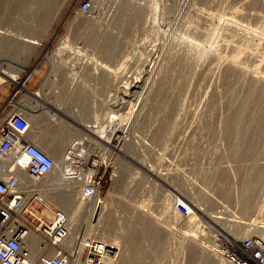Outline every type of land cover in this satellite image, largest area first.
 Returning <instances> with one entry per match:
<instances>
[{"label":"rangeland","instance_id":"374dc122","mask_svg":"<svg viewBox=\"0 0 264 264\" xmlns=\"http://www.w3.org/2000/svg\"><path fill=\"white\" fill-rule=\"evenodd\" d=\"M2 2L6 6L0 5V26L16 35L34 36L40 40L35 46L6 45V39L0 35L3 69L17 71L27 62L31 71H22L18 81L33 91L44 90L48 100L65 107V115L55 113L50 107L52 117L46 115L43 119L41 116L43 123L38 129L48 136L62 134L66 145L72 139L86 136L84 131L77 130L81 121L97 124L96 128L102 129L97 133H102L103 125H107L104 129L110 128L111 133L115 131L108 147L110 161L105 171L106 180L100 189V195L108 199L106 207L114 208L116 222H112L113 228L116 234L122 235L127 232L129 220L137 219L139 212H147L151 218L145 220L158 230V236L153 237L151 232L143 229L142 241L125 259L126 264H198L191 261L189 255L195 249L213 253L217 262L214 259L211 264H230L216 252V236L264 237V182L255 187L257 208L255 206L256 209L249 213H243L240 208L247 195L249 172L255 171H252L254 165L264 169V139L258 142L259 146L255 143L257 153L234 155L231 153L232 141L223 127L228 112H231L229 104L235 96L234 101H239L252 80L264 84L260 78H264V0H94L88 11L81 9L82 0H0V4ZM125 5L131 9L126 10ZM138 6L143 12L138 13L140 17L133 18L130 13ZM13 8H17L16 11ZM231 15L237 23L215 27L221 16L224 19ZM86 19H93V24L86 23ZM194 31L201 35L197 43L190 37ZM209 33L214 36L210 37ZM106 34L116 40L108 53L100 46ZM185 50L188 55L190 50L191 58H186ZM233 55L239 56L237 64L231 60ZM92 56L98 60H87ZM183 57L191 60L186 62ZM50 59L56 62L51 63ZM227 66L235 71L231 79H227L226 71L230 69ZM32 72L36 83L41 81L40 87L35 86V89L29 77ZM181 72L187 74H184V81L178 78ZM132 81L140 84L135 88L136 92L127 91L124 99L115 97L116 83L124 87L121 84ZM19 82L3 84L17 92L0 104V126L14 108H24L25 100H29L28 92L20 89ZM72 92L74 94L70 96ZM2 93L0 91V99ZM57 94L67 96H55ZM85 94L91 97H82ZM170 99H176L174 110L169 108ZM113 113L116 118L111 121ZM164 114H168V118ZM160 129L162 133L158 131ZM86 132L94 137L96 131ZM88 138L94 140L91 136ZM121 145L122 150H118ZM119 175V187L113 191L111 187ZM75 185L76 196H79V183ZM179 199L191 208L193 220L190 224L186 225L188 220L177 215ZM197 204L201 208L198 209ZM205 211L222 215V221L214 222L202 213ZM137 227L141 228V223ZM201 241L205 244L210 241L207 246L211 250L202 247ZM107 242L114 246L115 253L108 257L110 261L100 260L98 264H123L122 241ZM83 245L85 243L80 242L81 249ZM86 252L85 249L82 251L80 261L87 260Z\"/></svg>","mask_w":264,"mask_h":264},{"label":"built area","instance_id":"2783aa9c","mask_svg":"<svg viewBox=\"0 0 264 264\" xmlns=\"http://www.w3.org/2000/svg\"><path fill=\"white\" fill-rule=\"evenodd\" d=\"M93 1L82 0L81 9L90 10ZM110 131L95 132L94 140L86 136L75 139L65 150V180L77 178L79 193L86 199L95 198L106 180L108 147L115 135L114 131L107 137ZM53 166V157L31 138L25 112L14 108L0 126V264H70L76 257L66 246L71 233L69 215L50 197L45 185ZM176 211L188 216L191 208L179 199ZM32 236L37 239L34 249ZM215 239L216 252L230 264H264L263 237L219 234ZM83 249L92 264L115 253L112 244L91 235Z\"/></svg>","mask_w":264,"mask_h":264},{"label":"bare ground","instance_id":"6f19581e","mask_svg":"<svg viewBox=\"0 0 264 264\" xmlns=\"http://www.w3.org/2000/svg\"><path fill=\"white\" fill-rule=\"evenodd\" d=\"M2 1V0H1ZM9 1V0H8ZM18 1V0H17ZM22 1V0H21ZM45 1V0H44ZM57 1V0H56ZM5 2V1H4ZM4 2H2L0 5H2ZM11 2V0H10ZM9 3V2H8ZM13 3V2H12ZM25 3V2H24ZM47 3V2H46ZM49 4V3H47ZM58 3V2H57ZM18 4V2H17ZM21 4V2H20ZM56 4V3H55ZM59 4V3H58ZM12 5V4H11ZM42 5V4H41ZM43 5V6H45ZM161 5V4H160ZM3 6V5H2ZM6 6V5H4ZM3 6V7H4ZM21 6V5H20ZM52 6V5H51ZM8 7V5H7ZM10 7V4H9ZM15 7V6H14ZM17 7V6H16ZM58 7V6H57ZM6 8V7H5ZM11 8V7H10ZM53 8V6H52ZM60 8V7H59ZM130 7L128 5H125V9H129ZM2 9V8H1ZM14 10L17 8H13ZM50 9V8H49ZM57 9V8H56ZM131 9V8H130ZM4 10V9H3ZM12 10V9H9ZM58 10V9H57ZM56 10V11H57ZM140 10H142V7H134L131 11V15L133 18H138L139 16V12ZM7 11V9L5 10ZM16 11V10H15ZM14 11V12H15ZM19 11V10H18ZM47 11V10H46ZM13 12V10H12ZM13 12V13H14ZM143 11H141L140 13H142ZM43 13V12H42ZM122 13V12H121ZM159 13H157L158 15ZM141 15V14H140ZM211 15V14H210ZM93 16V15H92ZM142 16V15H141ZM213 16V15H212ZM1 17V16H0ZM218 17V16H217ZM92 18V17H90ZM213 18V17H212ZM217 19V18H216ZM219 19V18H218ZM223 16H221L220 20L218 21L217 25L215 26L217 28V26H222L223 24L227 23V25H234V23L236 22V19L231 15V17L227 18L225 17L223 19ZM85 20V19H84ZM87 20V19H86ZM211 20V19H210ZM93 19H88L86 21V23H88L89 25L93 24ZM2 25V24H1ZM236 25V24H235ZM4 27V26H3ZM92 27V26H91ZM227 27V26H226ZM94 28V26H93ZM218 29V28H217ZM211 30V29H210ZM221 30V29H220ZM198 31V30H197ZM213 30H211L210 32L212 33ZM216 31V30H215ZM13 32V31H12ZM11 31H8V28H2L0 26V35L4 37L5 42L4 44L6 45H15V44H19V45H27V46H35L40 44V40H38L36 37L34 36H26V35H16L14 33H12ZM201 32V31H200ZM206 32V31H205ZM217 32V31H216ZM219 32V31H218ZM203 33V32H202ZM208 33V32H207ZM210 34V33H209ZM214 34V33H213ZM210 34V37H213L214 35ZM217 33H215L216 35ZM204 35V34H202ZM213 35V36H212ZM219 35V34H218ZM227 35V34H226ZM191 40L193 42L198 41V39H200L201 35L197 34L195 31L194 33L190 34ZM209 37V38H210ZM216 37V36H215ZM229 37V36H228ZM208 38V36H207ZM179 39V38H178ZM214 39L211 38L210 41ZM217 39V38H216ZM182 41V40H181ZM209 41V40H208ZM214 42V40H212ZM116 43L115 38L111 35V34H106L103 38V40L100 42V46H102L103 52H110V50L112 49V46ZM212 43V42H211ZM186 44V43H185ZM195 46V45H194ZM236 47V45H233ZM240 46V45H239ZM71 47V46H70ZM189 47V46H188ZM191 47V46H190ZM189 47V49H190ZM216 47V46H215ZM183 48V46H182ZM225 48V47H224ZM244 48V47H243ZM242 48V49H243ZM187 49V48H186ZM194 49V48H193ZM242 49H240L242 51ZM253 49V48H252ZM191 50V49H190ZM190 50H189V55L188 53L185 54L186 58L189 56L190 57ZM232 50V49H231ZM239 50V48H238ZM198 51V50H197ZM244 51V50H243ZM151 52V51H150ZM183 52V53H185ZM201 52V50H200ZM238 52V51H237ZM182 53V54H183ZM214 53V52H213ZM251 53V52H250ZM264 53V52H263ZM207 54V53H206ZM236 54V53H235ZM238 54V53H237ZM236 54V56H237ZM242 55V53H240ZM239 54V56H240ZM248 54V53H247ZM149 55V54H148ZM201 55V54H199ZM198 55V56H199ZM216 55V53H215ZM219 55V54H218ZM88 56V55H87ZM86 56V57H87ZM182 56V55H181ZM207 56V55H206ZM220 56V55H219ZM238 56V57H239ZM263 56V55H262ZM155 57V56H154ZM185 57V56H184ZM183 57V58H184ZM197 57V56H196ZM218 57V56H217ZM237 57V58H238ZM191 58V57H190ZM198 58V57H197ZM236 57H234V55L232 56V62L235 64L236 63ZM185 59V58H184ZM206 59V58H205ZM214 59V58H213ZM51 60V59H50ZM53 60V59H52ZM86 60V59H85ZM87 60L90 61H96L98 60L97 57H88ZM187 60V59H185ZM191 60V59H189ZM189 60H187L186 62H188ZM230 62L231 60L228 59ZM148 61V60H147ZM194 61V59H193ZM262 61V60H261ZM260 61V62H261ZM264 61V60H263ZM262 61V62H263ZM198 62V61H197ZM216 62V61H215ZM238 62V61H237ZM240 62V61H239ZM174 64V63H173ZM187 64V63H186ZM184 64V65H186ZM241 64V63H240ZM239 64V65H240ZM245 64V63H244ZM124 65V62H123ZM188 65V64H187ZM187 65H186V69H187ZM190 65V64H189ZM229 65V64H228ZM249 65V63H248ZM252 65V64H251ZM231 66L232 65L231 63ZM241 66V65H240ZM250 66V65H249ZM171 67V65H170ZM169 67V68H170ZM174 67V66H173ZM191 67V66H190ZM229 67V66H227ZM236 67V65L234 66ZM233 67V68H234ZM238 67V66H237ZM244 67V66H243ZM172 68V67H171ZM185 68V67H184ZM230 69H227V79H231L233 77V69H231L232 67H229ZM250 68V67H249ZM254 68V67H253ZM183 69V68H182ZM185 69V70H186ZM190 69V68H189ZM235 69V68H234ZM240 69V67H239ZM180 70V69H179ZM191 70V69H190ZM254 70V69H252ZM22 71H28L30 72L31 69H29V67L27 66V62H24V64H21L20 69H18L17 71H13L11 69H3V65L2 62L0 61V88L3 86V84L5 82H14V83H18V77L20 75V73ZM72 71V70H71ZM74 71V70H73ZM145 71V70H144ZM189 71V70H188ZM241 72V71H240ZM86 73V72H85ZM185 74V73H184ZM184 74L181 72L178 78H180V81H184L185 77ZM143 75V74H142ZM177 75V76H178ZM187 74H185L186 76ZM253 75V73H252ZM251 75V76H252ZM242 76V75H241ZM254 76V75H253ZM133 77V76H132ZM136 77V76H135ZM235 77V76H234ZM255 77V76H254ZM258 78V77H257ZM261 79L264 80V78L260 77ZM112 79V78H111ZM140 79V78H139ZM188 79H190V77H188ZM256 79V78H255ZM187 80V79H186ZM252 80V79H251ZM135 81H138L137 79ZM140 82V81H139ZM138 82V83H139ZM178 82V81H177ZM24 82H19L20 85V89L23 88L25 89L28 93L27 96L29 98V100H25L24 104L22 105L24 108H21L25 114L28 117L30 126H31V138L36 141L40 146H42L43 149H45L54 159V166H53V170L51 171V173L47 176V178L45 179V185L48 186V193L50 195L51 198H53L55 200V202L61 206L62 208H64L70 218V224H71V233L69 235V237L67 238L66 241V246L69 248V250H71L73 253H75L76 257L74 259H71V263L70 264H92L90 261L85 260V261H80L81 258V253H82V249L80 248V242H82V244H84L86 242V238L88 235L94 236V237H98L100 239H103L105 241H109V240H113L116 241L117 240H121L123 243V249H124V257H123V264H126V258L131 256L134 253V249L141 243L142 239H140V235L143 231V229H145L146 231L151 232V234H153V237H157L158 236V230L156 227H152V224L145 220V218H151V215H149V213H142L139 212V216H137L138 220L136 218L129 220V222L126 224L127 225V232L126 233H122V235L116 234L115 230H114V225L112 224V222H116L115 219L113 218L114 215V208L113 207H106V205L108 204L106 200L107 197L105 196H101L100 193L96 195L95 198L92 199H86L81 193H79V196H76V192H75V184L79 183V180L77 178L74 179H69V181L65 180V162H64V154H65V150L67 149V147L72 144V142L75 139L81 138V137H77L75 139H72V141H70L68 144L66 145L65 141H64V136H62V134L60 135H55V136H48L46 134V132L44 130L40 131L38 129V127L41 125V119L40 117L42 116H46V115H52L51 113V108L53 107L55 109V113H57L56 111H58L60 114H64L63 111V107L62 105H59L57 103H54L48 99H41L39 100V98L35 97V94L37 95L36 91H33L31 89H28L27 87H25V85H23ZM264 83V82H263ZM124 87H120V85L118 83H116V86L114 88L115 91V97H119V98H125V96L127 95V91L132 90L136 92V87H139L140 84H137V82L133 83L132 82H128L127 84H121ZM167 86V85H166ZM120 87V88H119ZM168 87V86H167ZM166 88V87H165ZM171 88V87H170ZM121 89V90H120ZM164 89V87H163ZM170 89H168L169 91ZM167 91V93H168ZM119 93H121V96L119 95ZM131 94V93H130ZM163 95H167V94H163ZM171 95V94H170ZM165 96L163 98H165ZM13 97V96H12ZM162 98V99H163ZM174 99V98H173ZM178 99V98H176ZM176 99L175 100H171L168 101L169 104V108L173 109L175 108L176 105ZM236 98L233 99L232 102H230L229 107H231V112H228L229 114L226 116L225 120H224V125L225 126V132L226 135L229 136V140L232 141V152L234 155H242V154H246L249 153L251 155V153L257 151V149H254L256 147V145L259 146L258 142L261 139H264V84L258 82V80H252L250 81V83L248 84V86L245 89V93L244 95L241 97V99L239 101H234ZM11 100V99H10ZM42 101V102H41ZM165 102V100H164ZM161 104V103H160ZM166 105V104H165ZM168 105H166L167 107ZM228 107V106H227ZM50 110V113L48 110ZM170 109H166L168 112H170ZM65 110V109H64ZM77 110V109H76ZM114 110V109H113ZM164 112H167V111ZM170 110V111H169ZM174 110V109H173ZM172 110V111H173ZM175 112V111H174ZM171 113V112H170ZM172 114V113H171ZM170 114V115H171ZM50 115V117H52ZM165 115V114H164ZM168 115V114H167ZM165 115V118L166 116ZM68 116V115H67ZM48 117V116H47ZM112 118L110 119L111 121L116 118V113H113V115L111 116ZM164 117V116H163ZM171 117V116H170ZM221 117V116H220ZM45 117H43L44 119ZM98 118V117H96ZM168 118V116H167ZM42 119V120H43ZM46 119V118H45ZM99 119V118H98ZM114 121V120H113ZM162 121V120H161ZM166 121V120H164ZM163 121V122H164ZM84 126L86 125V129H79L78 127V131L82 130L84 131V135H86V137L91 136L93 138L92 135L89 134V132L86 131H90V132H97L100 131L102 129H97L96 126H98L97 124L93 123H86L85 121H81ZM95 122H100L99 120L95 119ZM102 123V122H101ZM161 123V122H160ZM165 123V122H164ZM163 123V124H164ZM90 124V126H89ZM162 124V123H161ZM162 124V125H163ZM160 128H162L163 125ZM107 125H103L101 126V128L104 129V127ZM160 125H158L157 127H159ZM107 129V128H106ZM156 129V128H155ZM159 129V128H158ZM164 130V127H163ZM159 132H161V129L158 130ZM111 133V132H110ZM162 133V132H161ZM112 134V133H111ZM109 134V135H111ZM225 134V133H224ZM236 134V135H235ZM107 135V137L109 136ZM155 135V134H154ZM159 134H157L158 136ZM234 136V137H233ZM237 136V137H236ZM261 142H263L261 140ZM230 143V142H229ZM255 143H257L255 145ZM99 144V143H97ZM255 145V146H254ZM66 146V149H64ZM227 146V145H226ZM123 145H121V147L119 146L117 149L118 150H122ZM231 147V146H230ZM229 147V148H230ZM258 148V147H257ZM264 148V146H263ZM226 150V149H225ZM261 151H263V149H261ZM221 153V152H220ZM257 153V152H255ZM263 153V152H262ZM225 155V154H224ZM232 155V154H230ZM248 155V154H247ZM257 155V154H256ZM263 155V154H262ZM261 156V155H260ZM259 156V157H260ZM237 157V156H236ZM243 158V157H242ZM224 159V157H223ZM239 159V158H238ZM221 160V159H220ZM227 161V160H226ZM247 161V160H246ZM263 161V160H262ZM257 162V161H256ZM124 163V162H123ZM253 163V162H252ZM258 163V162H257ZM146 164V163H145ZM225 164V163H224ZM227 164V163H226ZM225 164V165H226ZM256 164V163H255ZM152 165V164H149ZM238 165V164H237ZM236 165V166H237ZM249 165V164H248ZM124 166V164H123ZM257 166L254 165V168L252 166V171L253 173L251 174L249 172V178L247 180V195H245L244 193V198L242 201V204L240 206L241 211L243 213H249L250 211H253V209L255 208V200L256 198V194H255V187L258 188V184H260L261 182H264V169L263 167L260 168H256ZM125 168V167H123ZM150 168V167H149ZM148 168V169H149ZM154 168V167H153ZM256 168V169H255ZM155 169V168H154ZM153 169V170H154ZM237 170V169H236ZM243 170V169H242ZM155 171V170H154ZM231 171V170H230ZM243 172V171H242ZM151 173H153V171H151ZM237 172H235L236 174ZM155 174V173H154ZM153 175V174H152ZM215 175V174H214ZM119 178H117L113 184V186L111 187L112 190L114 191L115 188L120 184L119 180H120V175L118 176ZM158 177V176H157ZM226 177V176H225ZM212 178V177H211ZM241 184V183H240ZM244 184V183H243ZM263 184V183H262ZM261 184V185H262ZM65 185V186H63ZM242 186V185H241ZM245 186V185H244ZM264 186V185H263ZM119 187V186H118ZM243 187V186H242ZM245 187V188H246ZM260 187V186H259ZM235 188V187H234ZM227 189V188H226ZM263 189V188H262ZM110 191V190H109ZM245 191V192H246ZM263 191V190H262ZM258 192V191H257ZM261 192V191H260ZM259 192V193H260ZM227 193V192H226ZM225 193V194H226ZM254 194H255V198H254ZM230 195V194H229ZM260 195V194H259ZM261 196V195H260ZM264 197V196H263ZM255 199V200H254ZM218 202V201H217ZM261 202V201H260ZM194 204V203H193ZM198 209L201 208L200 204H197ZM257 208V206H256ZM255 208V209H256ZM138 209V208H137ZM197 209V211H198ZM260 209V208H259ZM223 212V211H222ZM264 212V211H263ZM204 215L206 216H210V218L216 222V221H222L220 219V217L222 215H216V214H212L211 212H202ZM255 213V212H252ZM225 214V213H224ZM257 214V213H255ZM177 215L179 218L184 219L186 218V220H188V222H185V224L187 225V223H191L193 218L192 215H188V216H182L177 212ZM115 216V215H114ZM117 218V216H116ZM174 218L177 219V221L179 220L176 215L174 214ZM232 218V217H230ZM195 219V218H194ZM209 219V218H208ZM117 220V219H116ZM154 220V219H153ZM216 220V221H215ZM232 220V219H231ZM237 220V219H236ZM180 221V220H179ZM197 221V220H196ZM241 221V220H240ZM253 221V220H252ZM182 222V221H181ZM138 223H141V228L138 229ZM179 223V222H178ZM177 223V224H178ZM196 223V222H194ZM181 224V223H180ZM198 224V223H197ZM237 224V223H236ZM242 224V223H241ZM125 225V226H126ZM184 225V224H183ZM245 225V224H244ZM193 226V225H192ZM233 226V225H232ZM237 226V225H236ZM114 227V228H113ZM180 227V226H179ZM263 227V226H262ZM261 227V228H262ZM177 228V227H176ZM183 228V227H181ZM260 228V227H259ZM170 229V228H169ZM205 229V228H204ZM232 229V228H231ZM237 229V228H236ZM261 230V229H260ZM264 230V229H263ZM173 231V230H172ZM177 231V230H176ZM185 231H183V233H185ZM208 232V231H207ZM260 232V231H259ZM171 234V233H170ZM173 234V233H172ZM178 234V233H176ZM188 234V233H187ZM193 234V233H191ZM198 234V233H197ZM169 235V234H168ZM186 235V234H185ZM263 235V234H262ZM173 236V235H171ZM193 236V235H192ZM228 236V235H227ZM121 237V239L119 238ZM175 238V236H173ZM172 237V238H173ZM182 237V236H179ZM186 237V236H185ZM190 237V236H189ZM119 238V239H118ZM171 238V237H170ZM173 238V239H174ZM188 238V237H187ZM264 238V237H263ZM156 239V238H155ZM154 239V240H155ZM194 239V238H192ZM191 239V240H192ZM170 240V239H169ZM172 240V239H171ZM190 240V239H189ZM200 240V239H198ZM184 241V240H182ZM188 241V240H187ZM193 241V240H192ZM208 241V240H207ZM112 242V241H111ZM175 242V241H174ZM196 242V241H195ZM194 242V243H195ZM202 242V247H208L207 245L209 243H211L210 241L208 242V244H205V241H201ZM184 243V242H183ZM199 245V242H197ZM117 244V243H116ZM185 244V243H184ZM201 244V243H200ZM186 245V244H185ZM210 245V244H209ZM37 246V239L32 236L31 237V247H33V249ZM183 246V244H182ZM82 247V246H81ZM178 247V246H177ZM188 247V246H187ZM193 247V246H192ZM197 247V246H196ZM201 247V246H200ZM84 248V245H83ZM195 248V247H194ZM199 248V246H198ZM206 248V249H207ZM183 249V248H182ZM181 249V250H182ZM205 249V250H206ZM84 250V249H83ZM134 250V251H133ZM177 250V249H176ZM200 250V249H199ZM198 249L195 250H191L189 253L190 257H191V261L193 262H198V264H204V263H210L212 260L215 259V262H217L216 258L212 256L213 253H209V252H203L204 249H201L199 252ZM203 250V251H202ZM208 250V249H207ZM211 250V248L209 249ZM81 251V253H80ZM133 251V252H132ZM172 251V250H171ZM213 251V250H212ZM165 253V252H164ZM180 252V255L181 256ZM178 254V253H177ZM183 255V254H182ZM188 255V256H189ZM123 256V255H122ZM178 256V255H177ZM168 257V256H167ZM183 257V256H182ZM85 259V258H84ZM104 260L106 261H110V259L108 260V258L104 257ZM156 260V257H155ZM189 260V259H188ZM219 260V258H218ZM112 261V259H111ZM219 262V261H218ZM222 262V261H221ZM220 262V263H221ZM225 262V261H224ZM122 263V262H121ZM165 264V263H164ZM187 264V263H185ZM195 264V263H194ZM197 264V263H196ZM211 264V263H210Z\"/></svg>","mask_w":264,"mask_h":264},{"label":"crops","instance_id":"0c3cea01","mask_svg":"<svg viewBox=\"0 0 264 264\" xmlns=\"http://www.w3.org/2000/svg\"><path fill=\"white\" fill-rule=\"evenodd\" d=\"M51 63H55L56 61L55 60H49ZM62 61H65V60H62ZM60 62V61H59ZM71 62V61H70ZM53 74H55V71H53ZM57 74V73H56ZM30 81H32V88L35 89L36 87H40L41 85V81L39 83H36V80H35V74L32 72L30 73ZM36 86V87H35ZM0 91H3L2 95H1V99H0V104H2L3 102H5V100H7V98L10 97L11 94H13L14 92L16 93V89L15 88H11V86H7V85H4L0 88ZM38 94H41L39 95V97L41 98H45V99H48V96L44 93V90H40V91H36ZM73 92L70 93V96H73ZM55 96H60V94H57ZM67 95H61L60 97H66ZM77 96V94H76ZM82 96V95H81ZM35 97L39 98L36 94H35ZM82 97H91L90 95L88 94H85L83 95ZM73 120V119H72ZM75 121V120H74ZM79 129H86V125L84 126L83 123L80 124V128Z\"/></svg>","mask_w":264,"mask_h":264}]
</instances>
